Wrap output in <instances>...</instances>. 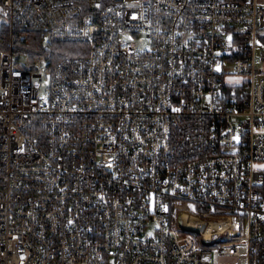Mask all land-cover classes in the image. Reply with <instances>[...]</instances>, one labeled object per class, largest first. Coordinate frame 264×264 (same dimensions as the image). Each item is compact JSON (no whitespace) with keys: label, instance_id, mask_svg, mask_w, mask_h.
Returning a JSON list of instances; mask_svg holds the SVG:
<instances>
[{"label":"built area","instance_id":"obj_1","mask_svg":"<svg viewBox=\"0 0 264 264\" xmlns=\"http://www.w3.org/2000/svg\"><path fill=\"white\" fill-rule=\"evenodd\" d=\"M0 4V264H264V0Z\"/></svg>","mask_w":264,"mask_h":264},{"label":"rangeland","instance_id":"obj_2","mask_svg":"<svg viewBox=\"0 0 264 264\" xmlns=\"http://www.w3.org/2000/svg\"><path fill=\"white\" fill-rule=\"evenodd\" d=\"M7 15V10L6 8H4L2 6V4H0V26L1 23L3 22V20L5 19ZM261 41L264 42V37L260 38ZM19 60L21 62H26L27 59L23 56L20 57ZM261 67L264 68V64L262 63H258ZM244 79V76L240 75V74H236V73H232L231 75H229L228 77L225 78V80L227 81V83L229 84H235V83H240L242 80ZM42 96L43 97H47V94L45 93V89L42 90ZM259 167H261L262 169H264V161H261L257 164ZM245 232V228L243 226L242 228V234Z\"/></svg>","mask_w":264,"mask_h":264},{"label":"trees","instance_id":"obj_3","mask_svg":"<svg viewBox=\"0 0 264 264\" xmlns=\"http://www.w3.org/2000/svg\"><path fill=\"white\" fill-rule=\"evenodd\" d=\"M79 43H71V42H57L53 44V49L55 53L54 60L58 59L59 57L63 56L64 54L71 53Z\"/></svg>","mask_w":264,"mask_h":264},{"label":"bare ground","instance_id":"obj_4","mask_svg":"<svg viewBox=\"0 0 264 264\" xmlns=\"http://www.w3.org/2000/svg\"><path fill=\"white\" fill-rule=\"evenodd\" d=\"M221 225H223V224H221ZM211 226H213V224H211ZM206 237L209 238V232H207Z\"/></svg>","mask_w":264,"mask_h":264},{"label":"water","instance_id":"obj_5","mask_svg":"<svg viewBox=\"0 0 264 264\" xmlns=\"http://www.w3.org/2000/svg\"><path fill=\"white\" fill-rule=\"evenodd\" d=\"M263 34H264V32H263Z\"/></svg>","mask_w":264,"mask_h":264}]
</instances>
